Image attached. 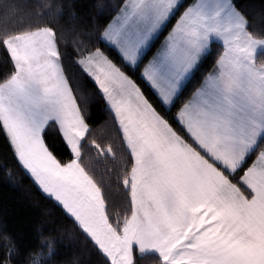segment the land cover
Listing matches in <instances>:
<instances>
[{"label": "snow or ice", "instance_id": "6c2138e0", "mask_svg": "<svg viewBox=\"0 0 264 264\" xmlns=\"http://www.w3.org/2000/svg\"><path fill=\"white\" fill-rule=\"evenodd\" d=\"M79 7L0 0V134L70 220L71 264H264V8L118 0L101 24ZM37 239L24 252L0 220V264H56L63 240Z\"/></svg>", "mask_w": 264, "mask_h": 264}, {"label": "trees", "instance_id": "16d2710c", "mask_svg": "<svg viewBox=\"0 0 264 264\" xmlns=\"http://www.w3.org/2000/svg\"><path fill=\"white\" fill-rule=\"evenodd\" d=\"M117 2L118 0H75L80 6L78 11L96 18L101 24L110 22L111 16L115 15L111 7ZM241 2L256 12L264 8V0H241ZM210 67L211 61L203 66L200 74L208 71ZM7 70H10V66L5 63V53L0 49V74ZM89 111L91 123L97 128L108 121V114L102 102L91 104ZM49 138L55 143L58 151L66 156L67 150L63 147L59 134L52 131ZM9 170L12 172L11 178L8 175ZM115 201L114 211L122 212L121 198L115 196ZM46 209L51 210V216L44 215ZM0 220H3L9 233L18 240L24 252L37 245V228H40L46 233L51 230L63 240L62 244L57 245L59 255L56 264H71L79 254V246L72 244L61 232L64 226H70V220L41 193L30 175L21 169L11 155L3 134H0ZM144 264H152L151 258H146Z\"/></svg>", "mask_w": 264, "mask_h": 264}]
</instances>
